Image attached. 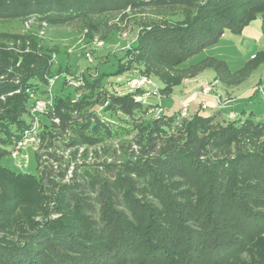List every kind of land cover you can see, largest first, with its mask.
Returning a JSON list of instances; mask_svg holds the SVG:
<instances>
[{"label": "trees", "instance_id": "16d2710c", "mask_svg": "<svg viewBox=\"0 0 264 264\" xmlns=\"http://www.w3.org/2000/svg\"><path fill=\"white\" fill-rule=\"evenodd\" d=\"M178 7L193 15L143 28L134 55L124 53L107 76L136 69L155 77L167 97L182 84L170 71L195 77L213 70L214 81L235 87L263 60L264 52L257 53L236 72L213 57L187 65L224 30L239 32L257 14L264 34V0H0V23L27 27L23 36L0 32V264H264V123L218 124L201 107L187 119L165 112L153 119L154 105L129 92L112 96L110 105L131 125L114 127L83 106L92 94H107L108 80L86 77L88 95L82 84L53 95L51 119H40L42 138L71 128L74 137L63 146L73 158L105 140L121 147L133 140L137 151L116 175L95 173L47 197L37 159L38 176L1 164L31 123L30 95L46 98L47 81L67 72L51 71L58 50L40 43L41 31L107 13Z\"/></svg>", "mask_w": 264, "mask_h": 264}, {"label": "rangeland", "instance_id": "374dc122", "mask_svg": "<svg viewBox=\"0 0 264 264\" xmlns=\"http://www.w3.org/2000/svg\"><path fill=\"white\" fill-rule=\"evenodd\" d=\"M192 15L193 10L186 7L107 13L81 22L45 28L38 34V39L41 44L58 50V53H53V67L51 69L53 73L59 67L62 69L67 68L66 75L82 83L83 89L86 77L93 81L103 75V79L108 80L105 85L107 94H90L92 97L89 99V104L86 102L83 106L86 108L91 107L92 110L99 112L114 127H129L132 119L127 118L122 110L114 109L110 105V99L112 96L116 97L129 93L130 87L127 86L126 81H132L133 78L142 75L133 68L114 77H108L107 74L109 75L115 71L118 60L123 57L124 53L129 51V54H126L129 56L134 55L135 51L131 48L136 45L138 34L143 28L152 25H170ZM261 25V15L257 14L255 19L242 27L239 32L229 29L224 30L216 43L206 47L198 56L189 60L187 65L195 64L205 57H213L225 62L231 72H236L257 53L264 52V34ZM26 31L27 27L21 25L20 22L0 23V32L23 36ZM168 73L173 80L182 83L180 86L175 87L172 94L167 97L161 95L158 89L160 96L158 102L168 116L179 115L180 113V100L185 99V95L182 93L184 83L196 80L199 85L208 84L213 82L215 78L213 70H206L195 77H182L176 74V71ZM54 77L58 78L52 87L53 95L60 94L63 91L62 88L64 89L62 93L71 91L68 89L69 85L67 81H64L61 73H54L52 78ZM149 78L156 86H161L155 77L150 76ZM83 89L81 92L88 95L89 91L87 92L85 89L83 91ZM216 89L224 93L222 99H229L232 102L218 110L213 108L201 111L202 116H215V122L218 124L246 120L264 123V58L257 63L250 75L239 85L226 87L218 81ZM229 90H232L230 94ZM132 92H138L137 95H142L151 93V89L141 91L134 89ZM100 99H103V104L99 102ZM146 99L152 104L157 101L154 96H148ZM201 102L209 106L212 105L210 99H201L197 96L190 101V115L195 114L194 108H197ZM230 112L238 117L235 121L229 120L228 114ZM48 118L51 119L49 114L40 117L41 120H44V123L48 122ZM73 122L80 124V118L75 119ZM41 127L45 132L46 127L43 123H41ZM72 137H74L73 132L68 127L64 132H53V136L49 135L48 137L47 135L46 139L43 136L42 144L37 150L27 149L17 159L7 156L1 160V164L15 173L38 176L39 172L42 183L45 185L44 188H48V190H44V194L48 197L51 190L56 193L60 186L69 185L72 181L76 184L82 183L86 181L89 175L95 173L101 174L103 178L108 179L110 177L111 179L116 175L130 152L136 153L137 151L133 140L129 141L131 138L127 140L130 144L125 142L122 147L119 141L105 140L96 148H80L77 156L75 155V158H73L74 150L63 146V143ZM35 159H37L39 165L38 172ZM88 196L93 200L95 194L91 193ZM92 204L96 205V202H92ZM50 206H53V204H50ZM50 218L52 220L57 219L58 215H52Z\"/></svg>", "mask_w": 264, "mask_h": 264}, {"label": "built area", "instance_id": "2783aa9c", "mask_svg": "<svg viewBox=\"0 0 264 264\" xmlns=\"http://www.w3.org/2000/svg\"><path fill=\"white\" fill-rule=\"evenodd\" d=\"M65 81H67L68 85L72 88H78L82 83H80L78 80L68 77L67 75L63 74L61 75ZM58 77H54L48 80V96L44 99H36L34 95H30V97L34 100V104L32 105V108L30 110L31 115V123L29 127L23 132L21 138L15 143L14 149L12 150L10 156L13 159H17L20 154L23 151H27V149L37 150L40 145L42 144V132L43 129L41 127V121L40 117L43 115H51L53 111V93H52V87L55 84V81ZM218 84L217 81H213L208 84H200L198 87V93L203 97H210L215 102L214 109L218 110L219 108L228 105L231 101L229 99H222L221 95L219 94V91L216 89V85ZM127 86L130 87V90L128 92H132L134 89H151V93H144L142 95H137L135 97V100L137 102L142 103H149L147 101L148 96H154L156 98V103H154L149 110L148 115L152 117L153 119L160 118L164 111L158 102L160 99L158 87L151 81V79L138 76L132 79V81L127 82ZM77 99V96H76ZM73 103L75 102L72 101ZM181 110L179 113V117L182 119L189 118V107L190 102L188 98H185L183 100H180ZM200 107L202 109H208L209 105L201 102ZM229 120H236V115L233 112H230L228 114ZM54 123L58 124L59 120L56 118H52ZM26 165V164H25ZM24 165V166H25ZM21 166V164H20Z\"/></svg>", "mask_w": 264, "mask_h": 264}, {"label": "crops", "instance_id": "0c3cea01", "mask_svg": "<svg viewBox=\"0 0 264 264\" xmlns=\"http://www.w3.org/2000/svg\"><path fill=\"white\" fill-rule=\"evenodd\" d=\"M199 82H197L196 80H192V81H188V82H186V83H184L183 85H182V87H183V94L185 95V98H188L189 99V102L191 101V100H193V99H195L197 96H199L201 99L202 98H206V97H203V96H201L199 93H198V87H199V84H198ZM229 92V94H230V92H232V90L230 91H228ZM219 94L221 95V97H223V95H224V93H222L221 91L219 92ZM232 96H233V93H232ZM234 97V96H233ZM208 99H210L211 100V102H212V105L211 106H209V108L208 109H213L214 107H215V102H214V100L212 99V98H210V97H208ZM227 100V99H226ZM233 101H235L234 99H233ZM232 102V101H231ZM214 104V105H213ZM194 110H195V112H197L198 110H200V105H198V107L197 108H194Z\"/></svg>", "mask_w": 264, "mask_h": 264}]
</instances>
